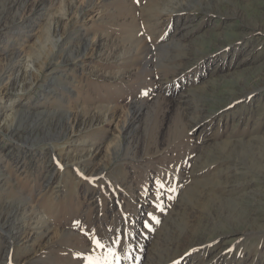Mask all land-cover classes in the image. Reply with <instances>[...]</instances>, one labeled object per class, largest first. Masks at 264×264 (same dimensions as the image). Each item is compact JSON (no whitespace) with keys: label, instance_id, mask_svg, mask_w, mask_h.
<instances>
[{"label":"rangeland","instance_id":"374dc122","mask_svg":"<svg viewBox=\"0 0 264 264\" xmlns=\"http://www.w3.org/2000/svg\"><path fill=\"white\" fill-rule=\"evenodd\" d=\"M24 1L0 264H264V0Z\"/></svg>","mask_w":264,"mask_h":264},{"label":"bare ground","instance_id":"6f19581e","mask_svg":"<svg viewBox=\"0 0 264 264\" xmlns=\"http://www.w3.org/2000/svg\"><path fill=\"white\" fill-rule=\"evenodd\" d=\"M21 1H22V5L24 6V5L26 4V2H25L24 0H21ZM14 3H15V2H14ZM16 8H17V7H16ZM65 9H66V8H65ZM63 11H64V10H63ZM63 11H62V12H63ZM64 12H65V11H64ZM64 12H63V13H64ZM20 16H21V15H20ZM4 25H5V24H4ZM4 25H3V26H4ZM1 27H2V26H1ZM91 41H92V40H91ZM89 44H90V43H89ZM20 49H21V48H20ZM20 49H16V48H15L16 51L18 50V54L23 53ZM59 54H60V53H59ZM84 55H85V53H84V54H80V55H78V56H77L78 59H77L76 61L79 62V63H82V60H83ZM75 57H76V56H75ZM75 57L72 59L73 61L75 60ZM0 90H1V86H0ZM246 229H247V228H246ZM18 236H19V235H18ZM199 247H201V246L196 245V246L193 247L192 249H196V250H197Z\"/></svg>","mask_w":264,"mask_h":264},{"label":"snow or ice","instance_id":"6c2138e0","mask_svg":"<svg viewBox=\"0 0 264 264\" xmlns=\"http://www.w3.org/2000/svg\"><path fill=\"white\" fill-rule=\"evenodd\" d=\"M161 187H163V185H161ZM97 242V244L99 245V241H96Z\"/></svg>","mask_w":264,"mask_h":264}]
</instances>
